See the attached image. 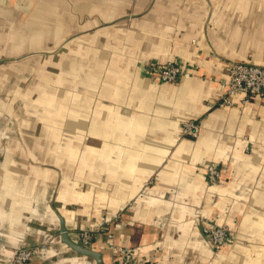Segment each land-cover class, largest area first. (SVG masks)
I'll list each match as a JSON object with an SVG mask.
<instances>
[{
  "label": "crops",
  "instance_id": "obj_1",
  "mask_svg": "<svg viewBox=\"0 0 264 264\" xmlns=\"http://www.w3.org/2000/svg\"><path fill=\"white\" fill-rule=\"evenodd\" d=\"M25 1L0 0V59L47 57L0 63V264L35 246L27 264H97L60 216L105 264L106 222L147 264H264V98L219 106L229 62L264 66V0ZM191 59L175 83L149 67ZM210 223L230 228L220 250Z\"/></svg>",
  "mask_w": 264,
  "mask_h": 264
},
{
  "label": "built area",
  "instance_id": "obj_2",
  "mask_svg": "<svg viewBox=\"0 0 264 264\" xmlns=\"http://www.w3.org/2000/svg\"><path fill=\"white\" fill-rule=\"evenodd\" d=\"M198 59L189 64L179 61H169L163 64L151 61L150 70L154 72L160 82L175 83L183 76L193 72L197 66ZM223 93L219 102L222 108L235 105L234 97L242 96V102L247 103L252 98H264V66L248 61H231L228 63V80L222 83ZM201 132V124L197 120L185 121L182 125V135L189 138H197ZM4 137H8L6 129L2 132ZM7 134V135H6ZM224 168L217 165L207 167V178L209 183H219L221 181ZM102 230L109 236V246L117 256L110 264H147L140 253L133 248H119L112 241L111 225L106 222ZM95 231L84 229L80 232V239L86 246H93L95 242ZM206 236L215 250H220L231 241V231L226 225L210 223ZM40 246L20 248L11 264H27L34 256Z\"/></svg>",
  "mask_w": 264,
  "mask_h": 264
},
{
  "label": "water",
  "instance_id": "obj_3",
  "mask_svg": "<svg viewBox=\"0 0 264 264\" xmlns=\"http://www.w3.org/2000/svg\"><path fill=\"white\" fill-rule=\"evenodd\" d=\"M5 1L7 2L8 0ZM58 232L61 236L62 241L72 249L85 256H89L95 259L97 264H105L104 256L101 251L94 249L93 246L84 245L81 239L75 240L70 236V234L68 233V228L65 224V220L62 216H60V228Z\"/></svg>",
  "mask_w": 264,
  "mask_h": 264
},
{
  "label": "rangeland",
  "instance_id": "obj_4",
  "mask_svg": "<svg viewBox=\"0 0 264 264\" xmlns=\"http://www.w3.org/2000/svg\"><path fill=\"white\" fill-rule=\"evenodd\" d=\"M21 1H23V5H25V3H27V1H25V0H21ZM14 2H17V0H14ZM13 2V0H8L6 3L7 4H4L5 5V8L8 6L9 8H11V9H15V3ZM23 8V7H22ZM1 9V8H0ZM24 10H26V9H22L21 10V12H22V15L24 16L25 15V12H24ZM6 14H15V11H13V12H7L6 11ZM4 20V19H3ZM4 25H3V23H0V39L1 38H3V36L7 33V31H6V27H4ZM4 42H8V40L7 39H4L3 40ZM9 43V42H8ZM0 45L1 46H3V42L1 41L0 42ZM28 51V50H27ZM26 53V52H25ZM30 54L28 53V54H22V55H19V56H16V57H6V58H2V59H0V63H9V62H17V61H20V60H24V61H26V59L27 60H32L33 62H40V63H44L45 62V58L47 57L46 56V54H34L33 53V55H35L36 57H33V55H31V56H29ZM195 59H191V60H189L188 61V63H185V64H189V62H193ZM29 62V61H28ZM198 64L199 63H197V66H198ZM210 80H213L211 77H210ZM192 120V119H191ZM186 121H189V120H186ZM185 122V121H184ZM183 122V123H184ZM183 123H182V125H183ZM4 130H2V132H3ZM1 132V133H2ZM9 136V135H8ZM182 137H184L183 135H182ZM6 138H8V137H6Z\"/></svg>",
  "mask_w": 264,
  "mask_h": 264
}]
</instances>
